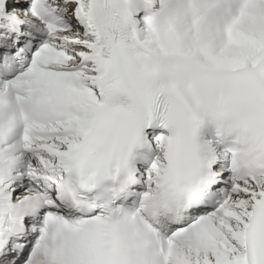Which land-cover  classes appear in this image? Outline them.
Listing matches in <instances>:
<instances>
[{
	"label": "snow or ice",
	"instance_id": "1",
	"mask_svg": "<svg viewBox=\"0 0 264 264\" xmlns=\"http://www.w3.org/2000/svg\"><path fill=\"white\" fill-rule=\"evenodd\" d=\"M0 264H264V0H0Z\"/></svg>",
	"mask_w": 264,
	"mask_h": 264
}]
</instances>
